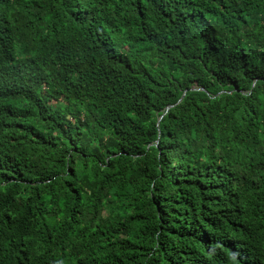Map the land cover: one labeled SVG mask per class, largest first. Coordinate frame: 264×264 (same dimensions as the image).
Segmentation results:
<instances>
[{"label": "trees", "instance_id": "trees-1", "mask_svg": "<svg viewBox=\"0 0 264 264\" xmlns=\"http://www.w3.org/2000/svg\"><path fill=\"white\" fill-rule=\"evenodd\" d=\"M27 263L264 264V0H0V264Z\"/></svg>", "mask_w": 264, "mask_h": 264}, {"label": "bare ground", "instance_id": "bare-ground-1", "mask_svg": "<svg viewBox=\"0 0 264 264\" xmlns=\"http://www.w3.org/2000/svg\"><path fill=\"white\" fill-rule=\"evenodd\" d=\"M63 41V40H62ZM65 41V40H64ZM64 54V53H63ZM29 70V69H28ZM43 79V78H42ZM28 88V87H27ZM16 89V88H15ZM16 99V98H15ZM18 99V98H17ZM14 100V99H13ZM29 244V243H28ZM20 257V256H19ZM53 258V257H52ZM33 259V258H32ZM63 259V258H62ZM23 261V260H22ZM30 263V262H29ZM37 263V262H36ZM28 264V263H27Z\"/></svg>", "mask_w": 264, "mask_h": 264}]
</instances>
